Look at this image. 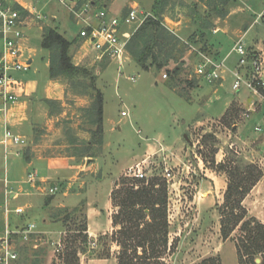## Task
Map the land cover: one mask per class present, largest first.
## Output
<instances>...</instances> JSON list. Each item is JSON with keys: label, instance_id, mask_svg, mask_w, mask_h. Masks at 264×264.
Segmentation results:
<instances>
[{"label": "rangeland", "instance_id": "374dc122", "mask_svg": "<svg viewBox=\"0 0 264 264\" xmlns=\"http://www.w3.org/2000/svg\"><path fill=\"white\" fill-rule=\"evenodd\" d=\"M93 1L98 6L105 5L111 13L125 16L135 10L139 18L142 12L161 19L177 38L174 53L177 61L171 60L159 70L153 67L148 71L142 70L128 52L120 65L111 60L96 61L94 53L77 38L79 26L57 0H36L35 14L44 17L38 23L22 12L30 23L28 27L31 25L23 32L27 38L24 45L32 53L33 62L27 72L15 76L21 82L37 84L49 79L60 85L56 89L57 93L60 91V99L37 98L25 110L27 119L23 129L29 133L22 135L11 130L30 141L27 149V145L10 148L4 159L3 147H0V238L9 220L12 223L23 218L26 226L33 224L36 229L40 228L43 225L40 218L32 223L25 215L32 212L38 216V209H46L48 220L64 221L63 239L78 234L73 230L84 226L86 208L56 207L74 206L89 196L105 209L110 189L142 188L141 183L129 176V168L140 164L150 183L157 177L166 180L168 245L159 263L203 264L204 260L214 258L218 264H240L236 248L243 234L238 230L240 225L226 240L220 233V207L228 179L223 171H218V165L224 161L241 167L253 164L261 170L260 179L242 206L247 211V219L254 218L264 225V95L243 86L234 91L231 73L238 61L231 49L238 41L260 61L264 60V0H223L227 2L225 6L217 2L213 9L209 7L210 0ZM215 9L227 12L226 16L217 18ZM136 25L126 24L123 30L131 32ZM46 27L57 29L71 42V64L79 71L68 74L56 67V75L50 76L46 64L49 52L41 46ZM205 56L216 61L227 57L221 81L208 84L195 75ZM99 96L101 116L95 105ZM227 102L230 103L225 110ZM224 110L234 111L228 121L222 120ZM121 112L127 115L121 116ZM257 126L262 132L255 131ZM153 146L158 148L156 152L151 151ZM171 153L177 155L175 161ZM25 156L29 159L94 158L88 167L93 165L96 173L94 176L89 172L80 174L69 189V182L54 181L44 184L41 191L28 182L33 168L27 166ZM166 168L171 174L169 178L163 176ZM212 173L220 177L216 184L210 179ZM99 176H103L101 182L97 180ZM83 179L86 186L81 184ZM147 185L144 183V187ZM53 187L57 190L49 193ZM65 192L67 196H63ZM13 193L18 196L11 198ZM19 207L24 209V215L14 213ZM118 211L115 207L111 214H107L110 210L104 211L101 222L105 224L108 218L112 221ZM58 228L52 226V229ZM112 236L110 233L98 235L94 246L88 237L85 255L78 253L79 264L88 257L113 255L116 258L120 247L112 244ZM13 242L19 254L16 264H51L53 260L59 264L56 256L64 253L63 244L55 251L41 233H32L30 243L14 236ZM130 242L135 244V240ZM142 253L138 249V255ZM128 254L133 256L134 252ZM255 262L259 264L260 257ZM138 264L145 263L138 260Z\"/></svg>", "mask_w": 264, "mask_h": 264}, {"label": "trees", "instance_id": "16d2710c", "mask_svg": "<svg viewBox=\"0 0 264 264\" xmlns=\"http://www.w3.org/2000/svg\"><path fill=\"white\" fill-rule=\"evenodd\" d=\"M210 1V9L217 7V2L221 6L227 4L223 0ZM15 8L21 10L19 7ZM214 11L219 19L225 17L227 13H220L216 9ZM176 41V36L164 26L161 19L150 15L130 37L126 49L142 70L148 71L153 67L159 70L167 66L171 60L177 61V57L174 55ZM41 46L49 52L48 70L50 76L56 75V67L59 68V72L68 74L78 70L71 64L69 56L71 42L57 29L46 27L43 30ZM259 91L264 95V88ZM95 105L98 115L101 116V96L96 98ZM232 112L234 111L227 110L222 120H230ZM218 169L219 172L223 171L228 179L224 201L220 207L221 236L224 240L228 239L234 229L240 225L238 230L243 234L236 244L240 264H257L255 262L257 257L261 259L259 264H264V225L254 218L247 219V211L242 206L244 198L258 182L262 172L253 164L241 167L230 164V162L226 163V161L218 165ZM132 179L141 183L142 188L136 190L116 189L110 195L113 207L119 209L112 218V224L116 228L115 233H112L113 243L120 247L116 259L118 264H138V260H143L145 264H160V256L166 251L168 245L166 180L157 177L150 183V180L135 177ZM144 183H148V185L144 187ZM148 186L150 187L148 188ZM155 187L157 190H154ZM78 207L84 209L85 203H80ZM78 227L73 230L78 234L61 239L64 253L63 256H56V259H59V264H79L78 253L83 254L86 251L85 246L88 243L86 216L84 226ZM22 228L24 227H10L11 230ZM31 238L32 234L25 243H30ZM19 239L21 240V238ZM132 240H135V244L130 242ZM78 241L79 246L77 245ZM138 249L143 252L140 256ZM131 251L134 252L133 256L128 254ZM33 252L37 256L36 251ZM150 261L152 262L150 263ZM51 264L58 263L53 260ZM203 264H218V260L209 258L204 260Z\"/></svg>", "mask_w": 264, "mask_h": 264}, {"label": "built area", "instance_id": "2783aa9c", "mask_svg": "<svg viewBox=\"0 0 264 264\" xmlns=\"http://www.w3.org/2000/svg\"><path fill=\"white\" fill-rule=\"evenodd\" d=\"M63 5L74 23L79 26L77 38L85 43L94 53L96 61L111 60L119 65L127 53V43L134 32L147 20L149 13L140 12L138 17L135 10H130L125 16L108 11L102 4L99 6L93 0H57ZM38 23L44 18L39 14H29V17ZM134 23L135 28L123 30L124 25ZM27 19L22 15V11L14 6L0 0V115L2 116V129L0 145L3 147L4 159L9 154V149L18 146H28L29 142L19 135L11 132L10 123L7 119L10 111L17 102L15 89L21 85V81L15 76L16 73L27 72L31 67V60L25 53L24 42L27 38L23 29L28 27ZM231 52L236 53L238 61L235 68L231 71L234 82L232 89L238 91L241 86L247 90L258 93L259 89L264 88V68L263 61L257 58L254 52L244 49L241 41L235 43ZM227 58V57H226ZM216 61L210 57L197 66L195 75L208 84L221 81L222 75L226 70L225 60ZM167 76L164 74L163 78ZM133 81V78H130ZM121 112V116H126ZM255 131L262 132V128L255 127ZM15 155H18L16 152ZM140 164L129 168V176L147 180ZM164 177L171 176L168 168L165 169ZM33 180V175H29V181ZM4 184L6 180L4 179ZM56 187L50 188L49 193H54ZM4 212L7 215L8 210ZM14 213L21 215L23 208H16ZM35 226L30 224L22 229L11 230L5 226V231L0 238V264H16L19 254L13 242V236L21 242H27L29 236L34 233ZM94 246L95 243H92Z\"/></svg>", "mask_w": 264, "mask_h": 264}, {"label": "crops", "instance_id": "0c3cea01", "mask_svg": "<svg viewBox=\"0 0 264 264\" xmlns=\"http://www.w3.org/2000/svg\"><path fill=\"white\" fill-rule=\"evenodd\" d=\"M6 3L14 6V7H19L21 11L25 12L26 14H35V3L36 0L31 1V0H4ZM37 13V12H36ZM26 41V40H25ZM25 47V53L27 57L31 60V65L33 62V57L32 53L29 51V49L24 45ZM47 67H49V61L47 59ZM264 77V76H263ZM60 85H57L50 81L49 79L47 80H42L40 83H29V82H22L21 85L16 88L17 92L16 97H17V102L10 111L9 115L7 116V119L9 120L10 123V128L12 131H14L16 134H22V135H27L29 133V130L23 129L24 127V121H26L27 116L25 114V110L27 109L28 105L31 102H34L37 98H41L42 100H52V99H60V91L58 93L56 92L57 87ZM25 98H27L26 101ZM230 102L225 103V110L227 109V106L229 105ZM224 110V112H225ZM223 112V113H224ZM29 115V113H28ZM2 116L0 115V125L2 123ZM1 139V135H0ZM30 143V141H29ZM29 146V145H28ZM28 146L25 148L27 149ZM2 148V146L0 145ZM160 147V146H159ZM156 148V149H155ZM151 147V151L156 152L158 150L157 147ZM164 148L165 147H160ZM12 151V150H11ZM4 152V151H3ZM150 153V151H149ZM165 154V153H164ZM167 156V155H166ZM170 157L173 158L172 160L175 161L177 159V155L175 154H170ZM90 160V161H88ZM25 161L27 163L28 167L33 168V173L28 174V182L30 184H35V187L38 190L42 191V186L44 184H47L49 182H62L66 181L69 182L67 185V188H71V182H76L78 176L80 174H85L86 172H89L91 175H95V168H93V165L91 167L89 166V163L94 162V158H88L84 157L83 159H79L76 157H70V158H32L29 159L28 156H25ZM166 161V158L164 159ZM130 167V166H129ZM133 167V166H132ZM29 175H33V180L29 181ZM213 177L212 179L213 183L216 184L218 178H220L217 174L212 173ZM37 178V180H36ZM103 176H99L97 178L98 181H102ZM217 179V180H216ZM81 184L86 186L85 180H81ZM37 185V186H36ZM33 187L32 185H30ZM54 188V187H53ZM112 189L109 190L108 193V201L104 203L105 209L102 206H99V203L96 202L95 198L92 197H86L81 200V202L84 200L85 201V208H86V225H87V235L90 238V245L92 246V243H94L95 239L97 238L98 235H103L106 233L112 234L113 231L116 230V228L113 226L112 221L108 218L107 222L104 224L101 222V214L105 211L111 214L112 212V203L110 200V194H111ZM215 192V191H214ZM67 192L63 193V196H67ZM18 196V193H13L11 194V198H16ZM214 197V196H212ZM209 198V197H208ZM80 202V203H81ZM79 203V204H80ZM77 205L74 206H66V205H58L56 208H75ZM40 212V215L35 216V213L30 212L26 217L29 218L30 221L33 222L35 218H40L42 221L43 225L36 229L34 228V233H41L45 234L47 241L49 244H51L55 251L57 250L58 247L61 245V239H62V234H63V224L59 220H48L47 219V214L44 212L46 209H38ZM24 215V214H23ZM8 217V215H6ZM7 217L5 219H7ZM20 217V216H19ZM8 220V219H7ZM23 218L20 220H13L12 223L6 221V224H12L14 228H21L25 227L26 224L22 223ZM23 224V225H22ZM21 225V226H20ZM52 226H57L59 227L58 229H52ZM105 227V229H104ZM100 233V234H99ZM113 244V242H112ZM96 245V243H95ZM83 256L85 253L82 254ZM51 263V262H50ZM83 264H117L116 258L113 257H107V258H86V260L83 262Z\"/></svg>", "mask_w": 264, "mask_h": 264}, {"label": "water", "instance_id": "95a60500", "mask_svg": "<svg viewBox=\"0 0 264 264\" xmlns=\"http://www.w3.org/2000/svg\"><path fill=\"white\" fill-rule=\"evenodd\" d=\"M88 161H90V160H88Z\"/></svg>", "mask_w": 264, "mask_h": 264}]
</instances>
